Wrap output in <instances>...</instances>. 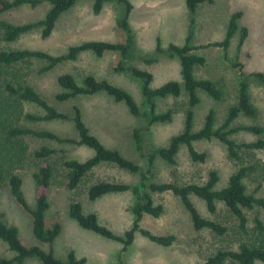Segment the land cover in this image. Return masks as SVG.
<instances>
[{"label": "rangeland", "instance_id": "374dc122", "mask_svg": "<svg viewBox=\"0 0 264 264\" xmlns=\"http://www.w3.org/2000/svg\"><path fill=\"white\" fill-rule=\"evenodd\" d=\"M131 2L134 8L130 15V24L136 33L138 54L152 52L158 38L161 39L164 47L170 43L185 42L190 21L185 0H131ZM49 8L50 3L47 1L36 7L23 5L0 12V21L6 20L14 24L37 21L45 16ZM120 10L121 7L116 1H109L104 4L102 11L96 14L93 12L91 0H78L73 7L62 14L49 37L44 38L41 28L38 27L9 41L4 39L3 30L0 29V49L26 48L59 55L67 52L71 45L90 39L119 42L124 39V33L116 28V18ZM238 10L243 11L239 21L240 28L243 26L248 28V36L241 50L238 49L240 31L232 38L227 52L223 48L214 46L195 50L196 53L206 57L205 64L196 67V77L212 79L224 90L221 101L212 99L203 91L199 92L201 102L195 109V129L203 125L205 115L210 108L216 110V126H219L226 117L228 108L236 102L238 73L233 66V61L237 58L242 60L248 74L255 71L264 73V0H214L212 3L200 5L195 16L193 44L199 46L224 39L230 17ZM119 58V54L115 52L98 57L87 51L81 53L78 59L62 62L45 72H41V69L47 65V61L38 58L19 63L16 68L18 77H23V80L34 86L58 110L71 116L74 105H79L91 132L108 148L117 149L125 157L146 167V161L137 152L133 139V130L143 125V119L134 116L124 102L116 101L105 92L78 95L66 101L57 99V94L62 91L58 85L60 75L71 73L78 83H82L86 75L92 74L126 89L142 107L144 98L141 82L125 73L115 71L114 67ZM137 65L153 72V87H159L169 80L181 81L178 58H163L152 65L144 63ZM4 77L13 80L12 76L0 71V85ZM250 82L251 96L259 109V116L250 118L241 114L235 125L264 124V83L254 78H251ZM7 98H9L8 92H5L1 86L0 120L11 117L8 123L16 127L48 130L62 138L78 139L73 120L28 118L27 113L38 116L43 115L45 111L36 103L22 101L17 104L13 98ZM157 102L159 111L164 112L173 108L174 115L171 121L155 123L149 131L145 132L152 148L166 145L173 135L182 131L186 95L183 92L179 98L169 96L158 99ZM11 104L18 105L20 109L10 116L8 111L15 112V106ZM2 128L3 126L0 125L4 140L7 131ZM233 137L240 142L257 138L256 135L245 131L236 132ZM12 141L15 144L10 150H13L15 156L11 158L13 163H10L13 171L20 174L23 179V190L31 206L35 205L34 174L45 160L53 166L54 175L50 188L51 205L47 212V224L59 222L62 226L61 233L54 242L55 252L60 258H65L70 249H75L79 256L87 258V264H193L204 261L208 254L218 248L238 245L241 235L238 233L240 232L238 221L223 202L217 201L216 211L211 212L203 199L194 194L190 196L204 217L223 222L229 227L227 235L221 236L209 229H195L190 213L181 199L171 192H164L153 193L157 202L164 203V213L158 218L145 215L141 224L157 234H175L177 237L175 242L169 247H163L137 233L134 243L128 250L123 251L121 243L103 238L79 226L69 214V205L73 200L80 201L85 212H96L101 223L119 234L123 233L131 227L134 220L132 208L136 202L135 196L131 192H121L107 194L91 201L88 199L87 191L91 185L104 180L138 183L140 182L139 173H132L112 163H102L85 176L77 189L71 190L67 185L68 170L64 166V161L71 158L84 161L93 155L91 148L73 142L62 143L33 134L13 137ZM6 144L10 146L8 141ZM16 144L19 150H21L19 146H26L27 150L16 153ZM194 144L199 151L207 152L206 161H193L186 146H182L176 164H169L161 158L156 159L153 180L155 182L175 181L180 184L206 183L210 171L218 170L220 181L216 188L224 187L237 167L228 157L226 146L217 139L198 140ZM44 145L55 150L54 154L46 159L35 154ZM254 157L261 162L260 164H264V150L258 151L252 158L249 157V160L253 161ZM261 173L260 170L255 171L245 179V183L249 192L264 197V180L263 177L261 178ZM245 213L251 231L254 229L256 217L264 219V209L261 207L245 209ZM0 215L8 224L17 226L23 243L26 245L39 243L33 233L32 217L13 197L6 177L2 178L0 186ZM244 236L248 239L247 235L244 234ZM0 256L7 258L15 256V252L11 251L1 239ZM25 264H42V262L36 258H28Z\"/></svg>", "mask_w": 264, "mask_h": 264}, {"label": "trees", "instance_id": "16d2710c", "mask_svg": "<svg viewBox=\"0 0 264 264\" xmlns=\"http://www.w3.org/2000/svg\"><path fill=\"white\" fill-rule=\"evenodd\" d=\"M46 1L50 3V8L45 16L37 21L14 24L1 20L0 29L3 30L4 39L9 41L15 40L21 34L38 27L41 28L44 38L49 37L62 14L73 7L78 0H0V12L23 5L36 7ZM91 1L93 12L96 14L102 11L106 2L116 1L120 5L121 10L116 18V28L124 33L122 41L111 42L90 39L76 45H71L67 52L59 55H53L43 50L26 48L15 50L0 49V71L13 78V80L8 77L2 78L0 85V87L3 86L5 92H8V97L13 98V101L17 104L22 101L36 103L45 111L43 115L38 116L27 113L26 116L28 118L36 120L70 119L73 120L78 132V139L62 138L58 134L48 130H33L13 126L8 123L11 117L6 120H0V125L3 126L2 129L7 131L4 140L3 136H1L2 130L0 131V186L2 178H8V184L13 197L32 217L33 233L40 243L32 245L23 243L17 226L8 224L0 215V239L7 244L11 251L15 252V256L12 258L0 256V264H25L28 258H36L42 264H87V258L79 256L75 249H70L65 258L58 257L55 252L54 242L60 235L62 226L59 222H54L52 225L47 224V212L51 205L50 188L54 175L53 166L48 160L43 161L38 171L34 174L36 182L35 205L31 206L27 200L23 190V179L20 174L13 171L11 164L13 161L11 158L15 156V153H13V150H10L15 144L12 141L13 137L18 138V136L24 134H33L62 143L73 142L93 150V155L84 161L76 158L64 161V166L68 170L67 185L71 190L77 189L85 176L102 163H112L132 173H139L140 182L138 183L104 180L91 185L87 191L88 199L91 201L97 200L107 194L121 192H131L135 196L136 202L132 208L134 220L131 227L123 233L119 234L111 227L101 223L96 212H85L80 201L73 200L69 205V214L79 226L103 238L121 243L123 251L128 250L134 243L137 233L163 247H169L175 242L177 238L175 234H157L143 227L141 224L145 215L158 218L165 211L164 203L157 202L153 193L171 192L178 196L190 213L195 229H209L216 235H227L229 231L227 225L223 222L204 217L200 213L190 197L194 194L206 202L211 212L216 211L217 201L223 202L228 211L237 219L238 231H240L238 233L241 235L236 247L218 248L216 251L208 254L204 261L193 264H264V219L256 217L254 219V229L251 231L249 230L248 218L245 213V209L255 207L264 209V197L249 192L248 186L245 183V179L257 170L262 172L261 178L263 177L264 180V164H260L261 162L255 159V157L253 161L249 160L255 153L264 150V124L235 125L241 114L250 118H257L259 116V109L251 96L250 80L254 78L264 83V73L255 71L248 74L244 69L245 63L242 60L237 58L233 61V66L237 69L238 73L236 102L228 108L226 117L219 126H216L217 112L214 108H210L205 115L203 125L199 129H195V109L201 102L199 92L203 91L216 101H221L224 97V90L217 82L209 78L199 79L196 77V67L204 65L206 57L196 53L195 50L214 46L223 48L227 52L232 38L238 31H240L238 49L241 50L248 36V28L244 26L240 28L239 21L243 16V11L238 10L231 15L224 39L196 46L193 44L196 12L200 5L207 2L212 3L214 0H185L190 19L185 42L183 44L170 43L164 47L162 46L161 39L158 38L157 45L152 52L138 54L136 33L130 24V15L134 8L131 0ZM87 51L94 53L98 57H102L105 53L109 52L119 54L120 58L114 69L141 82V91L144 98L142 107L126 89L111 83L107 79H99L92 74L86 75L82 83H78L75 76L71 73L60 75L58 77V85L62 88V91L57 94V99L66 101L78 95L105 92L116 101L124 102L134 116L143 119V125L133 130V139L137 152L146 161V167L125 157L119 150L108 148L91 132L84 120L83 112L79 105H74L73 115L69 116L50 104L34 86L23 80V77H18L16 65L27 62L32 58L47 61V65L41 69V72H45L62 62L74 61L78 59L81 53ZM163 58H178L181 67V81L169 80L159 87H153V72L141 68L137 64L152 65L160 62ZM183 92L186 95V106L184 109V126L182 131L173 135L166 145L152 148L145 132L149 131L155 123L171 121L174 115L173 108H169L164 112L159 111L158 99L169 96L179 98L183 95ZM11 106H15V112L8 111L10 116L20 109L18 105L11 104ZM240 131L254 134L257 138L252 141L240 142L233 137L234 133ZM211 139H217L226 146L228 157L237 166L235 171L229 176L228 182L224 187L216 188V185L220 181L218 170L210 171L206 183L180 184L175 181L155 182L153 180L157 158H161L169 164H176L181 147L186 146L193 161L204 162L208 156L207 152L199 151L194 143L198 140ZM6 141L9 142L10 146L6 144ZM16 145V153L17 151L21 153V151L27 150L26 146H19L21 149L19 150L18 145ZM54 152L53 148L44 145L35 154L38 157L46 159L52 156ZM244 234L248 236V239H245Z\"/></svg>", "mask_w": 264, "mask_h": 264}]
</instances>
